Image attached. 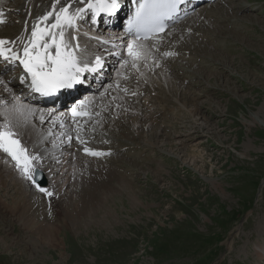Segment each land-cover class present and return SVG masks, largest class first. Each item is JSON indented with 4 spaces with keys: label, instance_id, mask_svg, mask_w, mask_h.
I'll use <instances>...</instances> for the list:
<instances>
[{
    "label": "rangeland",
    "instance_id": "rangeland-1",
    "mask_svg": "<svg viewBox=\"0 0 264 264\" xmlns=\"http://www.w3.org/2000/svg\"><path fill=\"white\" fill-rule=\"evenodd\" d=\"M241 2L246 6L236 10L220 0L176 25L192 27L175 32L180 41L174 36L170 46L185 57L150 62L146 70L141 64V80L152 85L121 113L106 88L92 93L106 115L92 111L85 121L102 127L108 145L97 147L108 157L69 162L65 184L52 157L29 159L48 174L44 194L31 183L35 168L23 172L3 149L9 142L31 154L25 149L39 122L6 110L0 84V264H264L256 256L264 245V0ZM133 83L131 75L124 84ZM146 140L155 146L145 147ZM90 168L98 178L88 176ZM23 199L47 232L20 220L17 213L27 216L19 211Z\"/></svg>",
    "mask_w": 264,
    "mask_h": 264
},
{
    "label": "bare ground",
    "instance_id": "bare-ground-1",
    "mask_svg": "<svg viewBox=\"0 0 264 264\" xmlns=\"http://www.w3.org/2000/svg\"><path fill=\"white\" fill-rule=\"evenodd\" d=\"M88 1H90V0H0V21L2 22V23H0V48L3 50H7L9 53L20 52L22 50L23 46H28L34 37L42 34L43 40L46 41L48 44H53V48H55L58 45H61L63 48V51H70L72 46H73V34H71V31H72L73 33H76L78 35L80 50L77 51V54L80 57V59L83 57V55H88V56H91L94 58L95 55L100 51H104V54H107V56L110 55V51L113 49H114L113 52L119 53V51H121V59L117 60V62L119 63L123 60V64H122V66L120 65V63L118 64L116 71H118V70L119 71H118L116 76H113L114 79L111 78L110 72L115 73L116 72V71H114L115 69L109 70V73L106 72L105 70L101 71L105 77V81L103 83L104 86L102 85V87H104V89L106 88L105 90H108V93H109L107 98H108V100L116 99L115 101L117 102V104L119 106L118 109L120 108L118 111L120 112V111H122V109H125V105H126V107H128L129 105H134L133 103L130 102V100L136 101L137 97L140 94L142 97V95H143L142 93L144 91L142 86L152 85V83L149 80H145V81L141 80L140 71H139L140 65L142 64V66L144 67L145 70L149 66L150 62L153 63L154 65H157V64H159V66L164 65L167 63L166 62L167 59L164 58L163 51L176 53V50H175L176 48L172 49V48H170V45H169V47L167 45V47L161 48L158 46V44H151V45L148 44L147 45L146 43H138V45L135 48V52L130 54V52H128V51H123V47L127 42V38L124 35V32L122 29L117 30L118 28H112V27H107V29H104V27H102L104 25L102 21H100L101 24L98 27V29H95V31L103 30V33L93 31L92 30L94 28L93 25H89L92 28H88V26L85 24L86 22H82L84 27L80 26V28L74 29L68 23V17L71 18L75 14V12L81 6H83L85 3H87ZM235 2H236V0L235 1L229 0V5L232 9H236V10L240 9L241 10V9H243L242 6H246L245 2H241V3H235ZM241 4H243V5L241 6ZM250 7H251V5H250ZM204 13L209 14L210 12L207 11V9H206V11ZM213 16H211L209 18H212ZM235 16L238 18L237 23H239L240 17L237 14ZM195 17H200L197 15V12L194 14L193 18H195ZM201 17H202V19H204L205 16H201ZM192 19H190V21ZM191 22H193V20ZM233 22H235V21H233ZM191 29H192V27H190L188 25V23L185 24L184 30H191ZM83 31L85 34L83 33ZM236 31L234 32L236 35H232L233 37H239L240 34ZM182 33L183 32H181L180 34H182ZM91 35H99V36L106 37L107 39L110 40V42H114L116 44L117 48L112 49L108 44H105V43L101 44L96 39H93L91 37ZM180 36L181 35H179V32H178L177 36H175V37H178L177 40H175L176 44L180 41ZM173 41H174V39H173ZM232 41H233V39H232ZM159 57L161 58L160 62L158 59ZM105 59H106V63L104 65V67H106L107 66L106 64H108L109 62L112 61V58L108 59L106 57ZM216 59H217V57H216ZM2 66H3V64H2ZM2 66L0 64V68ZM172 70L174 71V69H172ZM88 75L89 74H87L86 76H88ZM95 75H97V73ZM131 75H132L133 79H135L136 85H135V83H133L134 86H127L124 83L127 80H129ZM6 77L7 76L4 77L3 74L0 72V84L3 85L4 94H6V97L9 98L8 100H6L5 97H4V99L2 98L3 100L1 99L2 104L4 105V108L6 110L8 109L9 112H14V113L21 112L25 115L30 116L33 120H37L39 122L38 124L36 122H34L35 128L31 129L29 137H28L30 140V146L26 147V149H25L27 151L29 148L31 154L24 155L25 154L24 151L19 152L20 155H21V153L24 155V156L21 155L22 157H24V162H19V164H25L21 168V170L23 172H26V169L24 168V166H26V165H29L27 171L31 170L33 167L35 168V171L36 170L44 171L40 166H38V165L34 166V164L31 163V161H29V159H33L35 161V163H40V162L44 161L45 159L52 157L51 159H54L55 162L60 164V167H58V168L56 167L57 173H59L58 177H60V176L62 177L60 179V181L61 180L64 181L63 184H65V181L68 178V174H66V170H67L69 162L73 161L75 163V161L80 160L85 154H87L90 157V159H92L91 157L95 158L96 154L98 155V157L102 156V157L107 159L108 156L106 157V155L109 152L102 150L100 147H97L99 143L101 144V142H102V144H103L104 141H106L107 145H108V140H106V136H105L104 132H101L102 127H100V125H97V124L94 125L93 123H92L93 125H88L87 121H85V119L90 118L93 113H95V115H97V116H99V115L105 116L106 115V105L104 103L96 101L97 103L94 104L95 102H91V101H93L91 99H94L92 97H95V95H93L92 93L88 94V95L84 96L83 98H80L79 100L74 102L69 108H65L64 111L56 113V111L59 107L57 105L46 106L45 104H36V103L29 102L28 100L23 101L17 95L15 86L10 85L8 83V80L6 79ZM170 77L171 76L168 75V78H170ZM109 78L113 79L112 84L107 81ZM131 82H129V83H131ZM137 83H140L138 85H141V86H138ZM118 84H120V86L116 87ZM156 86L158 88H160L161 85L157 84ZM114 94H115V96H113ZM1 95L2 94H0V96ZM107 98H105V99H107ZM141 99L142 98H140V100ZM68 101H69V99H64L62 101L61 105H64ZM94 101H95V99H94ZM138 102H139V100H138ZM107 103H109V102H107ZM137 104H140V103H137ZM146 104L147 103H145L143 105H146ZM182 105L186 106V102H183ZM60 108L61 107H59V109ZM74 109L87 111L89 115L84 117V118H75L72 116V111ZM92 111H94V112L92 113ZM116 115H117V113H116ZM111 117H112V115H111ZM49 118H51V120L54 121V123H52L50 128L47 130V128L43 127V123H45ZM49 122H50V120L46 123V125H45L46 127L48 126ZM104 136H105V139H104ZM146 141H144L145 147L150 148V147L155 146L154 142L149 141V140L147 142ZM46 142H49V144L47 145ZM8 145L11 148H13L9 142H7V146ZM2 148H3V146H2ZM3 149H5V148H3ZM8 149H5V153L6 154L8 153V155H10V153L8 152ZM75 150H77V151H75ZM12 158H13V156H12ZM13 159H14V162H12V163L14 164V166L18 167V165H17L18 161H15L16 157ZM27 160H28V162H27ZM94 160H96V159H94ZM94 160L92 162H94ZM16 162H17V164H16ZM98 162H100V161H98ZM0 163H1V160H0ZM80 163H82V162L80 161ZM13 164H11V165H13ZM94 164L97 165V162H94ZM87 166H89V165H87ZM108 166H109V164H108ZM11 167H13V166H11ZM90 167H91V165H90ZM105 167H106V165H105ZM83 168H84V165H83ZM91 168L88 170L89 172H87L88 176L93 175L94 178H98L99 175L97 174V169L96 168L91 169ZM79 169H80V167H79ZM104 170H105V168H104ZM84 172H86V171H84ZM105 172L100 173V174H102L104 176ZM17 173L15 171V174H17ZM44 173L48 178L47 172L44 171ZM77 173H79V172H77ZM80 174L82 175L81 169H80ZM14 175L12 176L10 174L9 181H11L12 183L18 181L16 176H14ZM83 176H84V174H83ZM103 176L100 175V178L106 180L107 178H105ZM19 177L21 178V176H19ZM58 177H56V178H58ZM105 180H103V181H105ZM21 181H22V179H21ZM48 181H49V178H48ZM56 181H58V180H56ZM107 182H109V180H106L103 183H107ZM58 183L60 184V182H58ZM21 193L26 194L25 191H22ZM26 195H28V194H26ZM56 197H58V195ZM28 198L29 197L26 196L25 199H28ZM25 199L21 200V202H23L22 205H19V204L18 205L21 206L19 211L26 212L27 216H24L20 212L17 213L20 220H22L23 222H25L27 224H30L33 227V229L35 228L37 231L40 229L41 233H43L44 231L47 232L49 230V228L42 225V224L38 225V222H36V218H35L36 214H35V212L32 213V211H34V210H32V209H31L32 211L30 210L31 205H28V203ZM13 200H15V199H13ZM18 201H20V200H18ZM29 204H31V203H29ZM14 205H16V204H14ZM6 206H8L10 209H13L14 211H16L18 209L17 207H15V206L12 207V206H9L8 204H6ZM256 256L261 260L264 259V245L258 247Z\"/></svg>",
    "mask_w": 264,
    "mask_h": 264
},
{
    "label": "water",
    "instance_id": "water-1",
    "mask_svg": "<svg viewBox=\"0 0 264 264\" xmlns=\"http://www.w3.org/2000/svg\"><path fill=\"white\" fill-rule=\"evenodd\" d=\"M36 178L41 184H46V178L42 173H38Z\"/></svg>",
    "mask_w": 264,
    "mask_h": 264
}]
</instances>
